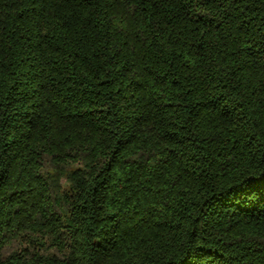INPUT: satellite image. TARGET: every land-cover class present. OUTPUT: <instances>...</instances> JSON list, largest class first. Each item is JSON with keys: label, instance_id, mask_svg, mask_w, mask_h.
<instances>
[{"label": "trees", "instance_id": "obj_1", "mask_svg": "<svg viewBox=\"0 0 264 264\" xmlns=\"http://www.w3.org/2000/svg\"><path fill=\"white\" fill-rule=\"evenodd\" d=\"M0 264H264V0H0Z\"/></svg>", "mask_w": 264, "mask_h": 264}]
</instances>
